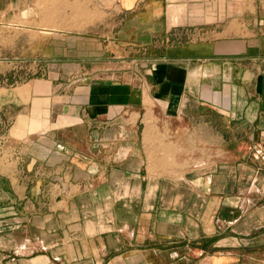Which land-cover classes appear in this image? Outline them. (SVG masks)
<instances>
[{
	"label": "crops",
	"instance_id": "crops-1",
	"mask_svg": "<svg viewBox=\"0 0 264 264\" xmlns=\"http://www.w3.org/2000/svg\"><path fill=\"white\" fill-rule=\"evenodd\" d=\"M0 15L46 64L0 89V264H264V0Z\"/></svg>",
	"mask_w": 264,
	"mask_h": 264
},
{
	"label": "rangeland",
	"instance_id": "rangeland-1",
	"mask_svg": "<svg viewBox=\"0 0 264 264\" xmlns=\"http://www.w3.org/2000/svg\"><path fill=\"white\" fill-rule=\"evenodd\" d=\"M31 19L35 22L29 23L30 25L39 24L37 14H31ZM22 25V15H16L10 21H7L6 17L0 20V89L17 87L30 79L39 77L46 70V64L27 60L32 57L27 55L26 46L23 43L22 36L27 31L23 30ZM33 37L32 35L27 41V45ZM10 151L13 150L10 149ZM7 153L9 154L8 149L1 145V159L5 160ZM1 159L0 162H2Z\"/></svg>",
	"mask_w": 264,
	"mask_h": 264
},
{
	"label": "built area",
	"instance_id": "built-area-1",
	"mask_svg": "<svg viewBox=\"0 0 264 264\" xmlns=\"http://www.w3.org/2000/svg\"><path fill=\"white\" fill-rule=\"evenodd\" d=\"M253 152L256 156L259 157L260 161L264 162V150L260 146H257L253 149Z\"/></svg>",
	"mask_w": 264,
	"mask_h": 264
}]
</instances>
